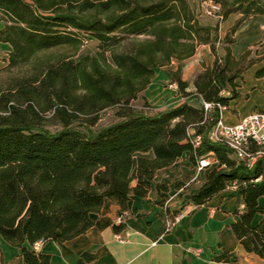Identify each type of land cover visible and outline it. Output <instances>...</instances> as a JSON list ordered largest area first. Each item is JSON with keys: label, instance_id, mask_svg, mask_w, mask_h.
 I'll return each mask as SVG.
<instances>
[{"label": "trees", "instance_id": "1", "mask_svg": "<svg viewBox=\"0 0 264 264\" xmlns=\"http://www.w3.org/2000/svg\"><path fill=\"white\" fill-rule=\"evenodd\" d=\"M212 1L221 8L213 26L200 23L191 0H0V42L11 46L0 68L7 73L0 86V236L20 248L26 264H49L50 257L25 240H70L92 226L91 214L106 199L123 210L132 198L146 200L156 172L186 152L192 165L208 152L216 163L169 215L233 188L243 206L232 232L264 259V159L248 167L223 142H211L207 132L220 113L203 109V102L227 106L237 98V80L259 61L251 49L236 58L231 45L244 20L264 15V0ZM231 14L239 17L220 38L219 24ZM93 39L98 51L73 60ZM62 45L72 53L39 55ZM199 45L209 46L213 62L202 64L192 90L181 66L170 70L183 100L154 109L144 92L155 69L190 58ZM104 112L111 114L106 123ZM194 135L202 136L195 150ZM148 152L152 157L138 155ZM214 259L232 260L228 251Z\"/></svg>", "mask_w": 264, "mask_h": 264}, {"label": "crops", "instance_id": "2", "mask_svg": "<svg viewBox=\"0 0 264 264\" xmlns=\"http://www.w3.org/2000/svg\"><path fill=\"white\" fill-rule=\"evenodd\" d=\"M238 17L239 14H231L219 24L220 38ZM205 24L214 25L212 21ZM234 39L231 50L236 58L258 43H264V15H253L244 20ZM261 48V54L252 56L259 57V61L237 80L238 96L229 101L222 113L227 122H235L253 110H264V76L256 75L264 68V46ZM10 51L8 43L0 42V67L6 64ZM218 53L224 54L221 51ZM213 60L209 46L199 45L190 58L173 60L168 66L170 70H176L180 65L182 80L189 82L202 70V64L209 65ZM168 82H171L168 72L155 74L149 84L152 98L147 94L149 85L146 88L144 93L153 108H171L183 100L179 94L171 95L170 89L176 88L175 83L168 85L170 89L165 88ZM138 155L152 157V152ZM188 155V152L184 153L172 166L156 172L146 200L132 198L123 210L115 200L106 199L100 210L91 214L93 224L84 233L63 242L52 239L38 242L36 250L35 245L27 240L23 245L48 254L49 264H264V259L246 252L232 232L231 224L238 219L236 211L243 206L240 196L230 195L233 188L213 196L203 205L187 204L191 205L189 211L166 230L165 201L174 196L168 208L180 206L188 195L202 186L209 171V168L197 171ZM191 179L194 183L184 188V184ZM157 183L167 184V191L158 192L155 188ZM259 202L264 205V197ZM198 248H202L203 252L195 254L193 251ZM223 251L229 252L230 262L214 259ZM0 264H26L20 248L9 244L1 236Z\"/></svg>", "mask_w": 264, "mask_h": 264}, {"label": "built area", "instance_id": "3", "mask_svg": "<svg viewBox=\"0 0 264 264\" xmlns=\"http://www.w3.org/2000/svg\"><path fill=\"white\" fill-rule=\"evenodd\" d=\"M204 15L216 16L220 18V5L212 0H200ZM214 108L219 110V118L207 132V138L211 142H223L231 151L237 163H244L251 167L258 159H264V110H253L238 118L235 122H227L222 113L226 106L219 103L203 102V109L206 113ZM202 142L201 135H194L191 138L192 148L195 150ZM216 160L213 152H208L196 157L194 168L202 171L214 165ZM194 179L184 184V188L191 186ZM183 189V188H181ZM174 196L169 197L164 205L163 211L166 220V230L170 229L180 218L185 215L191 205H186L178 214L170 216L168 213V203ZM120 221V218H117ZM37 249V243L34 244ZM195 254L203 252L202 248L195 249Z\"/></svg>", "mask_w": 264, "mask_h": 264}, {"label": "rangeland", "instance_id": "4", "mask_svg": "<svg viewBox=\"0 0 264 264\" xmlns=\"http://www.w3.org/2000/svg\"><path fill=\"white\" fill-rule=\"evenodd\" d=\"M191 3H192V6H193L194 10L198 14V18H199L200 23L205 24L207 21H212L214 24L217 23V20H219L218 17H216V16H207V15L203 14L200 0H191ZM262 46H264V43L260 42V43H258L257 46L252 48L251 49V51H252L251 57L254 56V55L261 54L262 52H260V51L262 49L261 48ZM217 48H218V52H220V51L224 52V50H223L221 45H218ZM96 51H98V41L94 40V39L93 40H86V41L83 42V45L80 47V49L78 50L76 55L72 57V59L73 60H78L80 57H82V56H84V55H86L88 53H93V52H96ZM71 53H72V51H71V48L69 46H66V45L63 46L62 45V46L54 47V48L50 49L49 51H46L45 53H40L39 55L40 56H44L45 54H47V55H51L52 57H59V56H64V55H68V54H71ZM6 63H7V61H6ZM5 65H3V67ZM178 66H180V65H178ZM0 68H2V67H0ZM170 69H171L170 66H164V67L156 68L155 69V74L167 73V72L169 73ZM193 79H194V77H193ZM6 80H7V73L4 72V71H0V86L1 87H5ZM192 80L189 81V89L190 90L193 89ZM170 83L171 82L165 83V85H164L165 88H168V85H170ZM168 89H170V88H168ZM151 90H152V88L149 85V88L147 90V94L150 95V97L152 98L153 95L151 96ZM170 90L172 91L171 95H176L177 94V87L175 89L171 88ZM144 95H145L148 103H150L149 99H148L149 97L147 98L145 93H144ZM225 95H226V93H225ZM141 103H142L141 101H136L133 104L136 105V106H140ZM154 109H156V108H154ZM157 110H160V109H157ZM110 118H111L110 112H104L103 115H102L101 122L102 123H106Z\"/></svg>", "mask_w": 264, "mask_h": 264}]
</instances>
